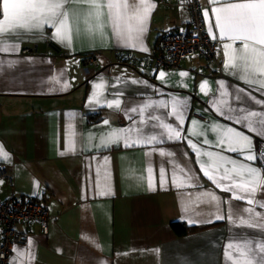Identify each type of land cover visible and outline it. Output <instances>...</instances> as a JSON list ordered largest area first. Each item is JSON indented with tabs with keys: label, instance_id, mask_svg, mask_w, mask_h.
<instances>
[{
	"label": "crops",
	"instance_id": "crops-1",
	"mask_svg": "<svg viewBox=\"0 0 264 264\" xmlns=\"http://www.w3.org/2000/svg\"><path fill=\"white\" fill-rule=\"evenodd\" d=\"M150 2L155 7L146 31L133 41L135 47L126 46L111 27L102 39L80 35L71 45L54 38L55 30L48 26L6 37L7 44L17 47L0 52V146L8 156L0 158V167L9 178L0 179V200L31 197L44 204L50 217L49 233L31 225L25 243L13 247L10 264H231L224 255L229 242L264 241V228L239 223L242 218L264 225V207L259 206L264 190L254 197L259 203L250 205L232 199L231 192L216 187L201 171L203 163L215 174L213 162L203 155L212 152L264 173V135L249 131L246 121L236 122L249 111L264 113V89L246 84L225 67L226 41L214 27L209 0H200L203 13L209 10L204 22L209 36L219 41L210 63L197 54L176 69H157L145 61L163 35L190 22L185 0ZM239 46L237 41L234 47ZM25 49L35 53L23 54ZM86 55L99 62L88 73ZM97 84L104 87L97 89ZM94 93L100 103L90 102ZM116 99L119 109L107 107ZM173 99L182 101V125L172 114ZM146 103L152 106L142 116L139 108ZM160 122L178 128L180 139L170 140L163 128L153 127ZM125 128H142L160 142L132 147L123 140L101 143L112 129ZM225 128L251 138L256 161L217 146ZM149 168L154 190L149 188ZM208 194L218 200L211 201ZM217 215L224 218L217 220ZM173 222L194 230L175 236ZM16 250L30 251L31 259L18 257Z\"/></svg>",
	"mask_w": 264,
	"mask_h": 264
},
{
	"label": "snow or ice",
	"instance_id": "snow-or-ice-1",
	"mask_svg": "<svg viewBox=\"0 0 264 264\" xmlns=\"http://www.w3.org/2000/svg\"><path fill=\"white\" fill-rule=\"evenodd\" d=\"M209 2L214 5L210 11L215 20L214 27L218 30L219 39L226 41L223 46L226 57L225 67L239 73L240 78L246 84L264 89V0H209ZM154 7L155 5L150 0H0V52L16 50V45H9L5 42L6 37L41 30L45 26L53 28L54 38L67 45H71L74 37L80 35L92 38L99 36L102 39L105 29L111 27L112 33L124 41L126 46L135 47L133 41H138L146 31V21ZM203 15L208 20L209 10H204ZM212 28L213 24L209 22L210 33ZM237 41L240 42L238 48L234 47ZM159 75L163 78L165 74L161 72ZM185 75L187 74L181 73V76ZM95 87L102 89L104 85L97 84ZM221 87H223V82H221ZM200 88L202 92L206 91L207 82L201 84ZM241 91L244 90L241 89ZM224 95L227 93L225 92ZM90 102L100 103L97 93L93 94ZM120 104L121 101L116 99L107 102V107L119 109ZM159 105L168 106L165 101H160ZM181 105L180 100L171 101L172 114L182 125L184 116ZM151 106L147 103L141 106L139 108L141 115L143 116L145 110ZM131 110L137 111L136 108ZM256 117L260 119L254 120L253 118ZM149 118L157 121L160 119L156 116ZM226 118L231 119V117ZM241 121L247 122L249 131L264 135V113L249 111L236 120L237 123ZM103 123L108 124L109 122L105 120ZM141 123H146V121L141 120ZM192 123L196 124L195 121ZM255 124H259L260 127H254ZM153 127L163 128L170 140L180 139V130L170 124L160 122ZM121 140L124 141L126 147L160 142L155 134L145 135L142 128H125L112 129L101 138V143L107 146L119 143ZM189 145L198 152V155L200 154L194 144L189 142ZM225 145L227 151L243 154V159L246 161L257 159L251 138L233 128H225L222 131L217 146ZM72 146L70 139V147ZM161 155L165 153L162 152ZM168 155L171 154L168 153ZM203 155L213 162L215 174L210 170L212 166L206 167L203 163H201V171L216 187L222 191L231 192L232 199L245 200L250 205L259 203L254 197L258 190H264V173L260 169L212 152H205ZM0 158H8L2 146H0ZM226 165H231V167H226ZM220 169H223L222 174ZM148 171L149 188L154 190L151 168ZM176 179L174 175V184ZM159 180L163 187L166 183L163 169L160 170ZM220 181H228V183L222 184ZM208 195L211 201L218 200L215 195ZM259 206L264 207V203H259ZM245 211L251 213L253 209L247 208ZM223 218L220 215L216 216L217 220ZM228 218L232 219L231 216ZM239 223L248 227L264 228V225H253L242 218ZM28 244L31 246L32 242L29 241ZM16 251L18 257L23 258L27 255L31 259L30 251L28 253ZM224 255L231 264H264V241L229 242Z\"/></svg>",
	"mask_w": 264,
	"mask_h": 264
},
{
	"label": "built area",
	"instance_id": "built-area-1",
	"mask_svg": "<svg viewBox=\"0 0 264 264\" xmlns=\"http://www.w3.org/2000/svg\"><path fill=\"white\" fill-rule=\"evenodd\" d=\"M157 4L171 5L176 0H154ZM190 13L186 28L172 30L163 35L145 57L155 68L176 69L183 59L199 55L207 63L213 60L219 41L207 33L200 0H185ZM23 54H33L35 49H25ZM85 72L97 68L98 60L86 55L83 60ZM0 179H9L0 167ZM50 217L43 203L31 197L0 200V264H10L9 259L15 245H23L28 238V229L37 225L43 235L49 233Z\"/></svg>",
	"mask_w": 264,
	"mask_h": 264
},
{
	"label": "trees",
	"instance_id": "trees-1",
	"mask_svg": "<svg viewBox=\"0 0 264 264\" xmlns=\"http://www.w3.org/2000/svg\"><path fill=\"white\" fill-rule=\"evenodd\" d=\"M171 229H172L173 233L175 234V236H178V237L187 235L194 230V228L186 226L185 224L180 223V222L171 223Z\"/></svg>",
	"mask_w": 264,
	"mask_h": 264
}]
</instances>
